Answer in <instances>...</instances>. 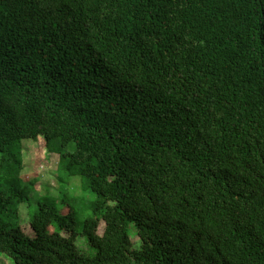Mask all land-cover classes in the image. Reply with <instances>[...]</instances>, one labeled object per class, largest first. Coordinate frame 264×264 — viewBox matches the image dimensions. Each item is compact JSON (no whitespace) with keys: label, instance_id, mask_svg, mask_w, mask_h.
<instances>
[{"label":"trees","instance_id":"1","mask_svg":"<svg viewBox=\"0 0 264 264\" xmlns=\"http://www.w3.org/2000/svg\"><path fill=\"white\" fill-rule=\"evenodd\" d=\"M39 138L101 200L92 257L69 204L19 225L20 142ZM0 253L264 264V0H0Z\"/></svg>","mask_w":264,"mask_h":264},{"label":"rangeland","instance_id":"2","mask_svg":"<svg viewBox=\"0 0 264 264\" xmlns=\"http://www.w3.org/2000/svg\"><path fill=\"white\" fill-rule=\"evenodd\" d=\"M20 144L22 157L20 178L25 183V193L30 191L27 202L18 206L19 225L22 231L26 234L30 232L27 229L29 220L34 215L38 202L52 204L59 211L63 204H69L76 212L78 250L87 257H92L95 251L87 247L80 231L83 222L95 215L93 205L101 200L89 190L85 179L80 176L70 177L63 167L58 169V154L49 153L42 138L36 141L22 140ZM29 180L33 181L32 187L28 185ZM103 228L104 225L99 223L97 229L99 235L102 234ZM128 233L133 248H139L140 241L132 224L128 226ZM0 264H12V260L0 253Z\"/></svg>","mask_w":264,"mask_h":264}]
</instances>
